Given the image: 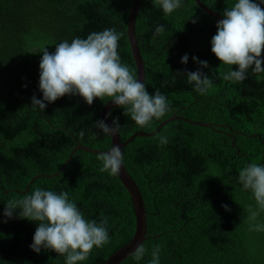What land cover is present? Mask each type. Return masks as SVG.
<instances>
[{"label":"trees","instance_id":"obj_1","mask_svg":"<svg viewBox=\"0 0 264 264\" xmlns=\"http://www.w3.org/2000/svg\"><path fill=\"white\" fill-rule=\"evenodd\" d=\"M202 1L221 15L236 2ZM132 5L133 0H0V264H66L63 255L30 248L38 222L20 219L19 210L11 219L3 216L9 200L36 188L67 192L88 220L107 218L110 243L94 248L78 264H104L133 238L137 219L126 187L118 176L100 171V153L74 151L79 144L111 147V136L94 127L109 98L88 105L79 95H65L45 102L44 111L31 106L33 95L43 98L39 63L44 46L51 53L65 40L115 28L123 33L121 63L137 75L127 34ZM215 21L195 0H183L171 15L156 0H142L136 32L146 88L149 93L159 89L170 110L147 127L138 126L118 106L111 118L125 141L136 132L155 130L171 116L181 117L152 136L135 137L123 149L124 165L148 212L142 243L148 251L140 261L130 255L119 264H149L157 245L160 264H264V232L249 231L247 220V207L256 203L239 182L244 167L264 165V73L249 71L241 84L223 80L231 66L211 51ZM158 25L165 32L153 38ZM185 54L187 64L181 63ZM193 57L209 66L201 68ZM197 70L214 79L204 95L184 75ZM162 136L167 144L160 143ZM71 154L69 164L55 175ZM258 220L264 222V213Z\"/></svg>","mask_w":264,"mask_h":264},{"label":"clouds","instance_id":"obj_2","mask_svg":"<svg viewBox=\"0 0 264 264\" xmlns=\"http://www.w3.org/2000/svg\"><path fill=\"white\" fill-rule=\"evenodd\" d=\"M156 2L165 15H171L183 6V0ZM261 5H264V0H236L231 8H225L223 19L216 24L211 51L221 64L231 66L222 77L225 81L241 84L249 71L264 73V7ZM164 32L163 25L156 26L153 38ZM122 36L123 33L115 28H109L93 32L86 39L74 38L70 43L65 40L55 45V51L51 53L44 46L39 63V90L43 98L33 95L31 106L44 111L45 102L53 103L65 95H79L88 105L97 98L104 101L108 97L140 127L149 126L153 119H162L170 110L168 99L159 89L149 93L144 81L141 82L135 74V69L121 63L118 48ZM193 60L201 68L209 66L207 61L196 57ZM187 62L188 55L185 54L181 63ZM233 65L238 66V70H232ZM184 75L200 95L214 86V79L201 70L185 72ZM94 127L111 137L116 136L120 129L117 120H113L112 126L99 120ZM80 135L83 136V132ZM160 143L167 144L168 138L160 137ZM97 159L102 162L101 172L117 176L123 166V150L113 144L110 151L100 153ZM239 182L244 190L251 191L256 203L255 208L249 205L246 209L249 231L264 232V222L258 220L264 213V165L250 163L244 167L239 171ZM222 207L230 211L227 205ZM17 210L20 219L38 222L30 248L36 253L42 249L54 251L65 256L66 264L85 261L94 248L110 243L107 218L100 223L86 219L67 192L57 194L36 188L22 198L9 200L3 216L11 219ZM147 251L141 243L131 256L140 261ZM160 251L159 245L153 248L149 264H160Z\"/></svg>","mask_w":264,"mask_h":264},{"label":"water","instance_id":"obj_3","mask_svg":"<svg viewBox=\"0 0 264 264\" xmlns=\"http://www.w3.org/2000/svg\"><path fill=\"white\" fill-rule=\"evenodd\" d=\"M195 2L206 13H208L209 15H211L212 17L215 18L216 21L210 29V34L213 37L215 35V30L217 29L216 24L219 20L223 19V15H221L219 12L213 10L212 8L208 7L202 0H195ZM141 3H142V0H133V5L129 11V16H128L127 34H128L129 43H130V46L132 49L133 58H134L136 68H137V77L141 82L144 81V83H145V80H146L145 61H144V58L142 56V53H141V50H140V47L138 44L139 41H138L137 32H136L137 17L139 14ZM115 107H117V106L111 100H109L103 106L102 111H101V119L104 120L105 123L108 124L109 126H112L113 120L111 118V115H108V114L111 113ZM177 117H181V116H177V115L171 116L168 119H166L165 121H163L161 124H159L155 130H153L151 132H136V133L132 134L125 141L122 140L121 134L119 132L116 136L111 137L112 138L111 147L113 144L119 145L121 147V149L123 150L124 147L129 142H131L135 137L152 136V135L156 134L163 127L164 124H166L170 120L177 118ZM187 120L189 122L199 123V122H196V121H193L190 119H187ZM205 125L212 126V124H207V123H205ZM111 147L109 149H106V150H101V149H94V148L88 147V146L83 145V144H79L75 147L74 151L78 148H81V149H84V150H87L90 152H94V153H104V152L110 151ZM72 154H73V152H72ZM72 154L70 155V157L66 161L65 165L61 168V170L58 173H56L55 175H58L59 173H61L62 170L69 164V161L72 158ZM43 176H45V174H43ZM117 176L119 177V179L121 180L123 185L126 187V189L128 190V192L132 198V202H133V206H134L135 214H136V219H137L136 229H135V233L133 235V238L126 245H124L123 247H121L120 249L115 251L105 261L104 264H119L124 259L129 257L131 255V253L134 252L135 248L139 244L143 243L144 240L147 238L146 234H147L148 212L146 210L144 198H143L142 192L140 190V187L138 186L134 177L128 172L126 166L124 165V162H123V166L121 168L120 174Z\"/></svg>","mask_w":264,"mask_h":264}]
</instances>
